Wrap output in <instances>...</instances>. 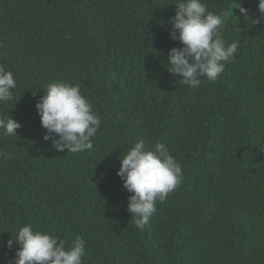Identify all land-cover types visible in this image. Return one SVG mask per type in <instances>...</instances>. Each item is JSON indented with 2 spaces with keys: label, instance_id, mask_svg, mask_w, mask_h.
<instances>
[{
  "label": "trees",
  "instance_id": "1",
  "mask_svg": "<svg viewBox=\"0 0 264 264\" xmlns=\"http://www.w3.org/2000/svg\"><path fill=\"white\" fill-rule=\"evenodd\" d=\"M178 0H0V64L14 99L0 115V264H14L20 227L85 241L83 264H264V23L258 0H202L239 8L221 28L239 47L198 87L167 71ZM234 3V4H233ZM236 16V17H235ZM239 20H238V18ZM78 84L101 117L93 147L57 152L35 104L51 82ZM35 93V95L33 94ZM143 139L164 143L182 182L143 229L127 211L119 157Z\"/></svg>",
  "mask_w": 264,
  "mask_h": 264
},
{
  "label": "clouds",
  "instance_id": "2",
  "mask_svg": "<svg viewBox=\"0 0 264 264\" xmlns=\"http://www.w3.org/2000/svg\"><path fill=\"white\" fill-rule=\"evenodd\" d=\"M234 4V3H233ZM239 13L245 20L251 19L248 10L239 4ZM221 13L209 11L202 0H178L175 14L170 18V39L179 41L180 47H172L167 54V71L189 87H198L201 78L215 81L224 71L239 47L238 41L225 43L221 28L233 15V8ZM260 16L251 19L253 24L264 23V0H258ZM236 17V16H235ZM238 18V17H237ZM239 20V18H238ZM17 84L11 71L0 64V103L14 99ZM35 95V93H33ZM40 125L45 129L44 141H49L57 152L78 153L91 150L101 117L92 111L91 103L82 95L78 84L51 82L35 104ZM21 124L9 115H0V129L6 136H17ZM116 175L123 188L131 195L127 198V211L134 225L143 229L156 211L157 201L163 202L182 182V166L162 142L146 148L143 139L138 140L119 157ZM15 250L14 264H83L86 256L85 241L77 235L70 247L55 235L34 230L25 224L14 237L6 241Z\"/></svg>",
  "mask_w": 264,
  "mask_h": 264
}]
</instances>
